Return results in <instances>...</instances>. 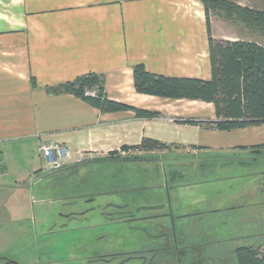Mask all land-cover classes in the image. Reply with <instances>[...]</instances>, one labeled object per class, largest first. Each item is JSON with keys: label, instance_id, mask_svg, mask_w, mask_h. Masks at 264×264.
I'll return each mask as SVG.
<instances>
[{"label": "crops", "instance_id": "obj_1", "mask_svg": "<svg viewBox=\"0 0 264 264\" xmlns=\"http://www.w3.org/2000/svg\"><path fill=\"white\" fill-rule=\"evenodd\" d=\"M211 33L216 40H239L216 38L212 27ZM137 64L166 77L210 79L200 0H0V159L30 151L37 156L21 171L15 169L19 176L15 183H25L40 170V142L65 145L70 164L81 159L89 164L93 158L129 151L138 156L165 151L175 160L220 163L212 173L216 178L195 186L212 182L236 186L231 195L221 198L224 207L217 197L196 204L200 209L208 203L218 204L204 215L264 208V124L231 132L184 124L185 120L215 121L212 104L137 94L132 81V67ZM87 73L104 77L109 100L156 117L139 119L132 112L102 114L73 96H53L44 90ZM142 140L169 148L134 149ZM179 151L184 153L173 154ZM116 162L102 160L99 164ZM201 169L198 165L195 170ZM170 178H175L172 187L177 192L187 188L177 183L173 172ZM11 189L0 184V191ZM0 204L6 203L0 200ZM186 208L177 202L179 213H191L184 212Z\"/></svg>", "mask_w": 264, "mask_h": 264}, {"label": "rangeland", "instance_id": "obj_2", "mask_svg": "<svg viewBox=\"0 0 264 264\" xmlns=\"http://www.w3.org/2000/svg\"><path fill=\"white\" fill-rule=\"evenodd\" d=\"M228 1L264 11V0ZM209 21L216 38L251 40L264 45V34L254 33L241 24L231 23L224 19L220 12L210 10ZM30 152L26 155L11 153L0 159V184L12 187L10 192L0 191V200L6 203L0 204V264H5V261L15 264H79L77 260L82 264L85 258L81 252L87 240L85 232L90 225L87 220L82 219L68 227L60 228L63 221L58 211L61 205L69 202H78V205L73 207H80L84 196L89 194L145 188V192H159L158 200H164V191L167 188L170 189L172 206L175 197L180 195L178 200L189 207L184 212H193L200 209V205L196 204L205 198L221 199L236 190V186H217L216 182L207 186H195L197 183L216 178L217 175L212 173L219 162L197 163L194 158H187L188 161L179 158L175 160L174 157H167L168 152L165 151L153 156H138L134 151H129L125 155L93 158L89 164L86 159L74 164H70L69 160L60 168L51 170L45 168L39 159L37 161L38 165H41L40 170L32 173V177L26 179L25 183L16 184L19 176L16 175L15 169L21 171L31 163L32 158L37 157ZM182 153L184 152H173L178 157ZM132 158L143 160L116 162ZM102 160L116 163L99 164ZM198 165L203 166L202 172L195 170ZM170 172L176 173L177 183L187 188L179 189L178 192L171 189ZM138 194H129L134 199V204H150L146 198H138ZM118 197L119 195L98 196L95 201L111 202L116 201ZM224 202L221 199L220 204L223 207L226 206ZM215 205L218 204L208 203L207 207L200 210L206 212ZM75 225L80 226L79 231H73L76 229ZM178 225L179 222L173 224L177 228ZM192 225L191 233L187 234V244L202 245L205 256H229L226 264H236L233 250L237 247H264V208L245 207L242 211L232 209L212 217L206 214Z\"/></svg>", "mask_w": 264, "mask_h": 264}, {"label": "trees", "instance_id": "obj_3", "mask_svg": "<svg viewBox=\"0 0 264 264\" xmlns=\"http://www.w3.org/2000/svg\"><path fill=\"white\" fill-rule=\"evenodd\" d=\"M200 2L205 15L210 79L166 77L150 73L142 64H137L132 67L135 92L163 99L212 104L215 121L185 120L184 124L204 125L219 132H231L264 124V45L239 40H216L212 37L209 21L210 10L217 11L231 23L241 24L251 32L264 34V11L240 6L228 0H200ZM31 84L34 86V82L31 81ZM104 85L105 80L102 75L87 73L44 90L53 96H73L102 114L132 112L139 119L156 117L155 113L109 100ZM168 148L152 140H142L134 147L141 152ZM261 148H264V145ZM139 160L143 159H124V161ZM173 175L177 176L176 173ZM233 258L236 264H264V247L262 249L249 246L237 247L233 250Z\"/></svg>", "mask_w": 264, "mask_h": 264}, {"label": "flooded vegetation", "instance_id": "obj_4", "mask_svg": "<svg viewBox=\"0 0 264 264\" xmlns=\"http://www.w3.org/2000/svg\"><path fill=\"white\" fill-rule=\"evenodd\" d=\"M145 191L141 188L89 194L84 196L80 207H73L78 202L59 207L58 215L63 221L60 228L82 219L90 225L85 232L82 264H226L229 261V256H205L202 245L187 244V234L191 233L192 224L203 218V212L179 213L180 195L172 206L170 189L165 188L164 200H158L159 192ZM136 192L138 198H146L150 204H134L129 194ZM108 195H119V201H95L98 196ZM176 222L178 228L173 226ZM74 227L73 231L80 230V226ZM5 264L15 263L5 261Z\"/></svg>", "mask_w": 264, "mask_h": 264}, {"label": "built area", "instance_id": "obj_5", "mask_svg": "<svg viewBox=\"0 0 264 264\" xmlns=\"http://www.w3.org/2000/svg\"><path fill=\"white\" fill-rule=\"evenodd\" d=\"M90 94L92 95L93 93ZM38 151L42 165L49 170L60 168L71 159L69 149L65 145L57 143L46 144L40 142L38 144ZM125 153L121 154L125 155Z\"/></svg>", "mask_w": 264, "mask_h": 264}]
</instances>
